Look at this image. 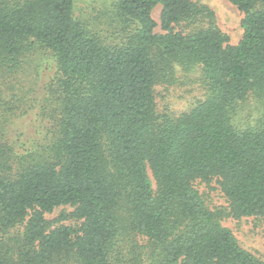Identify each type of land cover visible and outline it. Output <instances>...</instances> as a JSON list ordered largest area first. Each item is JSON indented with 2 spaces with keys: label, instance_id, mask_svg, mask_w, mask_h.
I'll list each match as a JSON object with an SVG mask.
<instances>
[{
  "label": "trees",
  "instance_id": "trees-1",
  "mask_svg": "<svg viewBox=\"0 0 264 264\" xmlns=\"http://www.w3.org/2000/svg\"><path fill=\"white\" fill-rule=\"evenodd\" d=\"M229 1L235 45L194 0H0V264H264L223 224L264 218V0Z\"/></svg>",
  "mask_w": 264,
  "mask_h": 264
},
{
  "label": "rangeland",
  "instance_id": "rangeland-1",
  "mask_svg": "<svg viewBox=\"0 0 264 264\" xmlns=\"http://www.w3.org/2000/svg\"><path fill=\"white\" fill-rule=\"evenodd\" d=\"M96 0H79L78 6L91 11L96 6ZM207 4L216 13L219 27L229 35L231 44H238L243 38L244 29L242 20L244 14L229 0H194ZM161 5L153 9V17L160 22ZM202 90L197 85L185 83L177 85H160L156 88V102L158 106L167 108L173 114H180L199 98ZM154 183V180H153ZM198 187L206 192V196L212 207L227 206L226 199L215 179L211 183L199 182ZM62 208H57L53 213L48 214L49 219L56 218ZM223 224L232 229L241 245L250 250L257 257L264 258V218L258 219L251 216L242 219L228 217Z\"/></svg>",
  "mask_w": 264,
  "mask_h": 264
}]
</instances>
